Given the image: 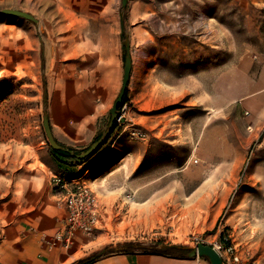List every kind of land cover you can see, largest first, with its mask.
<instances>
[{"label":"rangeland","instance_id":"374dc122","mask_svg":"<svg viewBox=\"0 0 264 264\" xmlns=\"http://www.w3.org/2000/svg\"><path fill=\"white\" fill-rule=\"evenodd\" d=\"M135 1V10L161 16L166 83L190 69L196 88L186 83L184 92L166 91L173 102L152 111L127 98V119L118 126L130 125L131 152L81 179L88 158L54 156L46 136L42 73L0 72V168L46 167L60 199L55 175L92 189L100 215L96 232L69 244L57 237L71 252L85 254L81 259L127 245L212 246L225 236L239 257L235 264H264V127L251 123L238 100L244 66L264 52V0ZM15 5L37 15L44 0H0V8ZM189 52L196 57L190 68L181 60ZM142 115L152 116L149 123ZM134 130L145 137L133 136Z\"/></svg>","mask_w":264,"mask_h":264},{"label":"crops","instance_id":"0c3cea01","mask_svg":"<svg viewBox=\"0 0 264 264\" xmlns=\"http://www.w3.org/2000/svg\"><path fill=\"white\" fill-rule=\"evenodd\" d=\"M136 5L135 0H128L123 10L122 0H44L37 15L17 5L2 7L23 10L38 19L35 23L0 14V72L2 76L17 73L29 77L42 73L50 125L58 143L88 148L108 129L110 110L122 87L127 39L132 68L126 97L141 111L172 103L170 98L166 100L170 89L178 87L184 92L186 83L196 88V74L190 69L187 75L166 83L161 52L164 25L158 22L159 11L135 10ZM36 25L43 30V38L38 36ZM183 34L190 35V29ZM181 58L189 68L196 61L190 52ZM242 72L238 100L251 113V123L264 127V52L248 61ZM149 117L142 115L140 119L149 123ZM129 127L118 126L103 139L83 164L86 172L79 178L107 169L131 152ZM50 174L42 166L0 168V264H74L85 255H76L57 239L64 232L67 212L49 183ZM88 264L211 262L205 256L123 247L100 252Z\"/></svg>","mask_w":264,"mask_h":264},{"label":"built area","instance_id":"2783aa9c","mask_svg":"<svg viewBox=\"0 0 264 264\" xmlns=\"http://www.w3.org/2000/svg\"><path fill=\"white\" fill-rule=\"evenodd\" d=\"M126 108L127 103L119 109L120 116L116 119L118 125L127 119ZM131 134L138 138L145 137V134L137 130L132 131ZM53 183L63 190L61 202L67 212L64 232L59 235V238L65 237L66 243L69 244L71 239L78 234L93 235L96 232L100 215L96 196L92 189L75 180L69 181L58 175L53 177ZM71 183L73 184L72 188L69 187ZM227 239L225 237V240ZM212 246L220 253L224 264H235L239 260L238 255L234 254L232 244H225L219 240L215 241Z\"/></svg>","mask_w":264,"mask_h":264},{"label":"water","instance_id":"95a60500","mask_svg":"<svg viewBox=\"0 0 264 264\" xmlns=\"http://www.w3.org/2000/svg\"><path fill=\"white\" fill-rule=\"evenodd\" d=\"M127 5H128V0H122L123 10H125L127 8ZM0 14H4V15L9 14V15H13V16H20V17H24L28 20H31L35 23H38V19L34 15H32L31 13H28L26 11H23V10H18V9H13V8H3V9H0ZM121 24H122V28H123L124 27V11H122V13H121ZM124 47L127 50V55L125 57L124 76H123V81H122V87H121V90H120L118 97L114 101L112 108L110 110L111 120H110L108 129L98 140L93 142L82 153L75 154L73 151H71V153L73 155H75V157H77L78 159H81V160L85 159L86 157H89L92 153H94L102 144V141L105 138V136L108 135L110 132H112V130L115 128V125H117L116 119L120 116L119 108L121 107V105L123 103V98H124L125 93H126V88H127L128 82H129L131 68H132V59H131V55H130V43H129L128 39L125 41ZM44 94H45L44 98H45V100H47L46 90H44ZM43 126H44L46 136L48 138V141H49L50 145L52 146V148L53 149H60L61 145L56 141V139L53 135L51 125H50L49 114L47 111H45L44 115H43ZM189 255L191 257L205 256L210 260L211 264H224L220 253L213 246L208 245V244L198 243L196 247L191 248Z\"/></svg>","mask_w":264,"mask_h":264},{"label":"trees","instance_id":"16d2710c","mask_svg":"<svg viewBox=\"0 0 264 264\" xmlns=\"http://www.w3.org/2000/svg\"><path fill=\"white\" fill-rule=\"evenodd\" d=\"M126 102H127V97H126V93H125V96L123 98V103H122L120 109L122 108V106ZM117 126L118 125H115V128ZM101 136H102V134H100L96 140H98ZM60 145H61V148L60 149H53L52 150L54 156H56V157L65 158V159H75V158L77 159V157H75V155H73L71 153V151H73L75 154H80V153H82L84 151V150L83 151H80L79 149H74V148H71V147H67V146H64L62 144H60ZM86 149L87 148H85V150ZM87 158L88 157H86L85 159H87ZM220 240L223 241L225 244H230V239L225 240V236H223ZM162 246L161 247H158V248L147 249V250L156 251V252H169V251H174V252H177L178 254L183 255V256H188L189 255V252L191 250L190 247H185V246H180V245H171V246H169L167 248H162ZM125 248H133V247H131L130 245H127ZM141 249H145L146 250V248H141ZM98 254L99 253L94 254L91 257H87V258H84V259H80L79 261H77L74 264H88L91 261H93L94 258L97 257Z\"/></svg>","mask_w":264,"mask_h":264},{"label":"bare ground","instance_id":"6f19581e","mask_svg":"<svg viewBox=\"0 0 264 264\" xmlns=\"http://www.w3.org/2000/svg\"><path fill=\"white\" fill-rule=\"evenodd\" d=\"M120 109V108H119ZM118 125V124H117Z\"/></svg>","mask_w":264,"mask_h":264}]
</instances>
